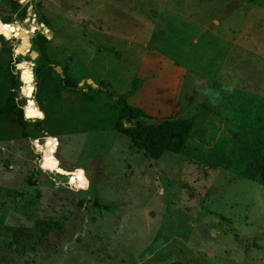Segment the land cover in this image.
I'll return each instance as SVG.
<instances>
[{
    "label": "rangeland",
    "instance_id": "374dc122",
    "mask_svg": "<svg viewBox=\"0 0 264 264\" xmlns=\"http://www.w3.org/2000/svg\"><path fill=\"white\" fill-rule=\"evenodd\" d=\"M121 1L0 0V264H264V0ZM120 96L184 150L145 158Z\"/></svg>",
    "mask_w": 264,
    "mask_h": 264
},
{
    "label": "trees",
    "instance_id": "16d2710c",
    "mask_svg": "<svg viewBox=\"0 0 264 264\" xmlns=\"http://www.w3.org/2000/svg\"><path fill=\"white\" fill-rule=\"evenodd\" d=\"M252 1L238 0L232 3L226 9V12L236 9L240 3ZM21 39H23L22 50L28 52V37L27 40H24L26 38L23 37ZM41 42L44 43L45 38L42 37ZM17 80L15 79V83H17ZM64 84L68 87H74L72 83L67 81ZM118 103L122 104V111L120 119L114 123V128L119 133L128 137L132 145L140 150L145 158L156 161L165 152L180 154L184 150L193 129V121L191 119L178 114L162 118L157 122H150L142 109L126 105L122 96L119 97ZM7 108L10 113L15 114L19 118L22 127H25L22 112L14 110L10 104L7 105ZM25 117L28 120L30 119V116L26 112ZM250 176L257 177L264 191V163L257 164L251 170ZM172 264L180 263L174 262Z\"/></svg>",
    "mask_w": 264,
    "mask_h": 264
},
{
    "label": "crops",
    "instance_id": "0c3cea01",
    "mask_svg": "<svg viewBox=\"0 0 264 264\" xmlns=\"http://www.w3.org/2000/svg\"><path fill=\"white\" fill-rule=\"evenodd\" d=\"M121 2L127 4V8L129 10L137 11V10H142V9H144V10H147V9H153V10L154 9H160V10L165 11V8L163 7V5H159L158 3L157 4L154 3V6H152V7H147V6H143V5L142 6H138L137 3H135V2H139L137 0H127V1H121ZM139 3L142 4L144 2H139ZM161 19L165 20L167 18L163 17L161 13H160L159 16H156V17H152L151 15L148 16V17L145 16V18L142 17L143 23H145V25L150 24V25H153V26L161 24V22H162Z\"/></svg>",
    "mask_w": 264,
    "mask_h": 264
},
{
    "label": "water",
    "instance_id": "95a60500",
    "mask_svg": "<svg viewBox=\"0 0 264 264\" xmlns=\"http://www.w3.org/2000/svg\"><path fill=\"white\" fill-rule=\"evenodd\" d=\"M19 1H20V2H24V0H19ZM24 40H27V38L24 39ZM13 53H14V55H16V56H25V55L27 54L26 51L22 50V44L15 46L14 49H13ZM36 57H37V54H36V53H33V54L30 56V59H31V60H34ZM57 71H59V72L57 73ZM31 73H32V72L29 71V73H28L27 75H22V74H20V75H19V80H20V82H21L22 84L25 83L26 81H28L29 83H32V82H33V79H34V76H32ZM55 73H57V74L63 79V75H62V70H61V68H60V69H56V72H55ZM87 83H88V84H91V85H93V86H96L91 80H87ZM99 89H100L101 91H103V92L106 91V89L103 88V87H99Z\"/></svg>",
    "mask_w": 264,
    "mask_h": 264
},
{
    "label": "bare ground",
    "instance_id": "6f19581e",
    "mask_svg": "<svg viewBox=\"0 0 264 264\" xmlns=\"http://www.w3.org/2000/svg\"><path fill=\"white\" fill-rule=\"evenodd\" d=\"M1 32L5 35L6 39L18 37L20 34H23V33L30 34L29 31H27L26 29L18 27V26H13V25L2 27ZM50 66L54 69L55 72H56V69H60V66H58V65L50 64ZM58 72L59 71H57V73ZM72 174H74V173H72Z\"/></svg>",
    "mask_w": 264,
    "mask_h": 264
},
{
    "label": "snow or ice",
    "instance_id": "6c2138e0",
    "mask_svg": "<svg viewBox=\"0 0 264 264\" xmlns=\"http://www.w3.org/2000/svg\"><path fill=\"white\" fill-rule=\"evenodd\" d=\"M81 186H83V184Z\"/></svg>",
    "mask_w": 264,
    "mask_h": 264
}]
</instances>
